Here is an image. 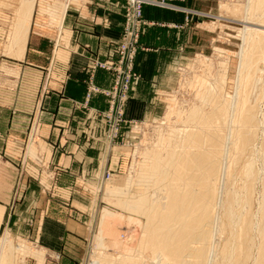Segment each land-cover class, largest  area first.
I'll list each match as a JSON object with an SVG mask.
<instances>
[{"label": "bare ground", "instance_id": "1", "mask_svg": "<svg viewBox=\"0 0 264 264\" xmlns=\"http://www.w3.org/2000/svg\"><path fill=\"white\" fill-rule=\"evenodd\" d=\"M35 4L36 0H19L3 51L6 57L23 59ZM243 13L246 20L264 24V0H247ZM260 28L243 31L233 95L201 85L199 105L186 112L182 128L169 127L151 149L142 154L136 150L145 166L134 164L123 187L110 192L121 198L119 206L138 217H133L134 233L117 258L100 255L91 264H264V108L261 105L260 111L258 106L264 81L260 86L257 76L264 63V27ZM1 71L18 77L10 66ZM258 132L260 147L255 150ZM135 183L146 190L131 199ZM216 235L225 237L219 250ZM97 243L102 246L101 232ZM7 244L3 240L0 264H14L4 250Z\"/></svg>", "mask_w": 264, "mask_h": 264}, {"label": "crops", "instance_id": "2", "mask_svg": "<svg viewBox=\"0 0 264 264\" xmlns=\"http://www.w3.org/2000/svg\"><path fill=\"white\" fill-rule=\"evenodd\" d=\"M64 1L62 5L57 1L36 0L26 50L20 61L3 54L9 27L3 43L0 29V208H3L0 229L2 225L9 227L19 222L17 209L60 207V194L65 195L61 201L64 205H75L73 195L79 190L77 186L82 191L90 190L91 177H97L100 170L99 145L105 126L95 117H87L79 104L85 100L90 76L86 67L90 61L116 57L115 49L123 30L124 3ZM54 5L58 10H53ZM143 18L148 22L141 35L144 50L135 61L141 80L126 107L127 117L136 121L155 116L156 96L166 87L163 78L167 74H161L169 63L166 58L170 57L171 49L182 51L186 46L185 29L174 27H198L187 25L186 15L181 11L144 7ZM3 57L18 66L2 63ZM4 65L18 71L17 81L2 73ZM92 76L96 86H111L110 73L99 70ZM89 107L106 110L107 101L95 94ZM90 133L93 141L88 140ZM37 150L52 176L48 186L44 185L43 172L29 160V156L34 159L36 155V161L40 160ZM117 151L122 153L121 149ZM115 157L110 160L113 173L121 162H115ZM45 191L57 193L58 199L53 195L45 200ZM8 208L15 209L12 220L10 212L5 217ZM35 238L39 240L38 236Z\"/></svg>", "mask_w": 264, "mask_h": 264}, {"label": "rangeland", "instance_id": "3", "mask_svg": "<svg viewBox=\"0 0 264 264\" xmlns=\"http://www.w3.org/2000/svg\"><path fill=\"white\" fill-rule=\"evenodd\" d=\"M50 1L56 2L55 0ZM61 1L63 2V0ZM121 1L124 3V21L123 30L115 49L116 57H109L103 61L95 58L90 61L86 67L90 76L86 82L85 100L79 104L80 108L86 111L87 117L88 115L92 119L95 117L105 126V132L99 145L102 155L98 175L97 177H91L90 190L82 191L80 186H77V190H79L74 192L75 205L73 206H71V203L64 205L62 196L65 195L60 194V207L58 208H55V206L42 209L23 207L16 210V218L20 219L19 222L13 226L10 225L11 227L2 225L0 229V248L3 240L7 239L8 244L5 245L4 250L12 258L14 264H91L92 260L100 255H109L112 259L117 258L123 252L127 239L129 240L132 236L131 231L132 234L134 233V222L138 217L119 206L121 198L110 196V192L114 188L123 187L125 180L132 172L131 169L134 164L136 166L145 164L142 162V157L135 154L136 150L142 154L145 150L151 149L160 133L164 132L163 130L168 131L169 127L179 126L181 129L186 112L199 105L201 85L207 84L208 88L211 87L216 90L219 88L218 90L219 92L221 90L222 94L233 95L239 67L238 56L243 46V31L245 28L262 29L260 27H264L259 19L250 18L246 20L244 18L243 11L247 5V0H154L160 4L145 2L142 5L139 17L131 14L129 0ZM245 2L246 4H244ZM18 3L19 0H0L2 43L6 38V27H10ZM181 3L184 4L183 7L179 5ZM144 7L181 11L186 15L185 23L187 25L193 24L198 25V27H174L185 29L183 40L186 42V46L182 47V51L175 48L171 49L172 52L169 57L171 60L168 57L166 58L169 63L166 64L164 72H160L161 74H167L166 78H163L166 87L156 96L155 116L152 117L151 115L144 120L136 121L127 117L126 107L131 92L141 80V75L135 68V61L137 54L144 50L141 45V35L145 26L148 25V22L143 18ZM128 41H131L130 43L135 50L133 64L129 72V76H131L128 81L129 89L125 92V98H122L124 91L120 88L118 90L120 93L117 94V98L113 102L111 96L106 95L105 92L113 91L116 86L117 72L115 66L120 58V50L122 48L132 50L128 46ZM172 44L173 47L177 46L175 43ZM1 62L18 66L13 60L4 57ZM96 62H110L114 64V67L111 69L94 68L93 64ZM99 70L112 75V83L109 88H100L95 85L92 75ZM259 70L257 74L261 78L259 85H263L264 63L260 65ZM91 88L97 89L99 92L92 91ZM95 94L102 95L106 99V110L89 107V102ZM263 98L258 102L260 111L264 108ZM111 102L121 110L115 108V112L112 113L111 111L114 108L111 107ZM261 105L263 108H261ZM258 118H260V115ZM259 132L254 144L255 150L260 147L261 133L259 134ZM92 134L87 135L88 140L93 141L94 136ZM30 143L31 141H28V145ZM119 149H121V154L117 151ZM37 154L40 158L39 161H36L37 155H34V159L29 156V160L39 168L40 172H43L44 185L48 186L52 176L46 170V166L43 165L38 150ZM111 157H115V162L117 160L118 163L121 161L118 164L120 168L114 173L110 169ZM136 169L138 170V167ZM134 179L136 181L137 178ZM256 189L259 190V186ZM145 190L142 184L135 183L130 190L129 197L136 199ZM258 190H256L253 197V199L255 198L254 210L257 207ZM44 195L45 200L47 198L51 199L53 195L58 199L57 193L45 191ZM1 210L3 208H0ZM14 210V208H8L5 217L10 212L12 220L15 217H13L15 215L13 214ZM102 216H105V218L102 219ZM119 216H122V218ZM133 217L136 219H133ZM2 218L1 220H3ZM128 219L130 220L128 221ZM140 220L142 224L145 223L144 218H140ZM130 227L131 230L129 231ZM100 232L102 246L97 243ZM36 236L39 237L38 241L35 238ZM224 241L225 237L215 236L217 250L222 248ZM131 244L126 247L131 248ZM18 246H24V252L16 251ZM38 253L40 256H37Z\"/></svg>", "mask_w": 264, "mask_h": 264}, {"label": "built area", "instance_id": "4", "mask_svg": "<svg viewBox=\"0 0 264 264\" xmlns=\"http://www.w3.org/2000/svg\"><path fill=\"white\" fill-rule=\"evenodd\" d=\"M129 4L131 7V14L135 15L136 17L140 16L141 13V8L142 5L145 4V2H149L151 4H160L159 2H155L154 0H129ZM137 28V27H134ZM131 42V41H130ZM128 41V46L129 48H131L132 50L129 49H121L120 53H119V61L117 62L118 64L115 66V71L117 72V77H116V81H115V88L113 89V91L111 92H105L106 95L111 96L113 102L114 100H116L117 98V94L120 93L118 90L120 88H122V91H124V94H122V98H125V92L129 89L128 88V81L131 78V76H129V72L131 70V65L133 64V58L135 55V50L133 49L132 44ZM94 68H100V69H111L114 67V64L112 63H108V62H96L93 64ZM90 90L92 91H96L99 92V90L91 88ZM90 92V91H89ZM111 102V107L114 108L113 111H111L112 113L115 112V108H118L119 110H121L119 107H116V105Z\"/></svg>", "mask_w": 264, "mask_h": 264}]
</instances>
